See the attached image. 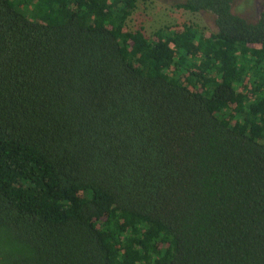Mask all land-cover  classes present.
Wrapping results in <instances>:
<instances>
[{
    "label": "trees",
    "instance_id": "16d2710c",
    "mask_svg": "<svg viewBox=\"0 0 264 264\" xmlns=\"http://www.w3.org/2000/svg\"><path fill=\"white\" fill-rule=\"evenodd\" d=\"M0 0V264H264V13Z\"/></svg>",
    "mask_w": 264,
    "mask_h": 264
},
{
    "label": "rangeland",
    "instance_id": "374dc122",
    "mask_svg": "<svg viewBox=\"0 0 264 264\" xmlns=\"http://www.w3.org/2000/svg\"><path fill=\"white\" fill-rule=\"evenodd\" d=\"M184 0H137L136 10L128 20L130 30H142L148 38L158 29L179 23L196 25L206 35L215 33L214 17L208 12L190 14L174 6ZM242 9V8H241Z\"/></svg>",
    "mask_w": 264,
    "mask_h": 264
},
{
    "label": "flooded vegetation",
    "instance_id": "af4514ba",
    "mask_svg": "<svg viewBox=\"0 0 264 264\" xmlns=\"http://www.w3.org/2000/svg\"><path fill=\"white\" fill-rule=\"evenodd\" d=\"M231 11L247 23L255 24L264 13V0H231Z\"/></svg>",
    "mask_w": 264,
    "mask_h": 264
},
{
    "label": "water",
    "instance_id": "95a60500",
    "mask_svg": "<svg viewBox=\"0 0 264 264\" xmlns=\"http://www.w3.org/2000/svg\"><path fill=\"white\" fill-rule=\"evenodd\" d=\"M184 1H185V0H184ZM184 1H183V2H184ZM183 2H182V3H183ZM180 4H181V3H180ZM176 5H177V4H176ZM254 9H255V8H254ZM257 11H258V10H257ZM257 11H256V12H257ZM239 17L242 18L241 16H239ZM259 17H260V16H259ZM242 19H243V18H242Z\"/></svg>",
    "mask_w": 264,
    "mask_h": 264
}]
</instances>
